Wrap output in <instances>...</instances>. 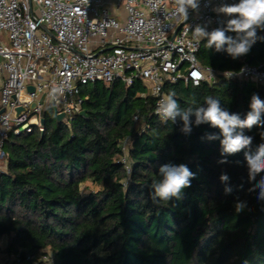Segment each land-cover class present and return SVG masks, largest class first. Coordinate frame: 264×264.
Returning a JSON list of instances; mask_svg holds the SVG:
<instances>
[{
	"label": "trees",
	"instance_id": "1",
	"mask_svg": "<svg viewBox=\"0 0 264 264\" xmlns=\"http://www.w3.org/2000/svg\"><path fill=\"white\" fill-rule=\"evenodd\" d=\"M257 37L247 53L253 64L264 62V30L258 28ZM206 43L198 53L203 67L240 69V57ZM163 90L174 91L184 109L211 96L241 119L253 94L264 100V85L222 77L199 85L166 82ZM82 94L87 116L59 124L48 106L44 131L7 141L0 172L5 264H49L41 261L44 255L51 264H264V202L248 191L244 157L264 143V123L244 129L250 148L221 164L220 139L206 138L220 130L196 126L194 115L189 133L181 131L179 117L177 126L162 121L157 99L141 79L130 88L121 80L96 82ZM168 163L187 165L196 178L179 198L153 199L151 185ZM221 173L230 177L229 195ZM88 181L99 189L84 194L81 185ZM238 201L247 202L245 210L236 211Z\"/></svg>",
	"mask_w": 264,
	"mask_h": 264
},
{
	"label": "built area",
	"instance_id": "2",
	"mask_svg": "<svg viewBox=\"0 0 264 264\" xmlns=\"http://www.w3.org/2000/svg\"><path fill=\"white\" fill-rule=\"evenodd\" d=\"M236 3L200 0L185 20L175 0H0V172L11 136L44 131L48 106L72 121L84 110L89 84L121 80L130 88L141 79L157 106L166 82L199 85L222 77L264 85V62L253 64L248 54L236 71L203 67L198 59L203 39L194 38L195 27L223 28L234 17L213 9ZM53 87L63 94L53 98ZM41 261L52 262L47 255Z\"/></svg>",
	"mask_w": 264,
	"mask_h": 264
},
{
	"label": "clouds",
	"instance_id": "3",
	"mask_svg": "<svg viewBox=\"0 0 264 264\" xmlns=\"http://www.w3.org/2000/svg\"><path fill=\"white\" fill-rule=\"evenodd\" d=\"M175 13L188 19L189 9L198 10L200 0H175ZM213 11L218 14L234 17L226 22L223 28H215L211 32L206 27L197 25L193 30L194 38L199 41L201 39L207 41L208 48H215L217 52L226 51L233 59L242 55H246L252 45L256 43L257 29L264 30V0H239L236 4H225ZM228 32L237 34L236 38L227 35ZM264 40V37H259ZM225 45L227 46L225 48ZM62 87H53L50 95L55 98L57 94H63ZM176 93L170 91L159 102L156 113L162 121H171L175 123L179 117L183 123L181 131L189 133L192 131L193 121L191 116H195L194 124L200 126L202 124H210L213 128H218L219 134H206L208 140L220 139L221 156L225 157L219 163H227V156L234 155L244 149L250 148L252 137L246 136L244 129H251L253 126L261 125V116L264 114V100L258 94H253L250 102V111L244 119L239 114L230 113L221 108L218 99L211 96L204 98V103L195 109L188 107L181 108ZM264 136V134H262ZM222 137V138H221ZM203 139V138H202ZM244 157L248 167V179L252 185L248 191L257 192V200L264 202V143L260 144L255 152L245 151ZM158 181H153L151 187L153 189V199L170 200L172 197L179 198L183 189L191 187V181L196 178L185 164H164L159 167ZM257 176L260 179L257 180ZM219 180L225 184L224 193L229 195L232 188L228 186L230 177L227 173H221ZM247 207L246 201H238L236 211L241 212Z\"/></svg>",
	"mask_w": 264,
	"mask_h": 264
},
{
	"label": "rangeland",
	"instance_id": "4",
	"mask_svg": "<svg viewBox=\"0 0 264 264\" xmlns=\"http://www.w3.org/2000/svg\"><path fill=\"white\" fill-rule=\"evenodd\" d=\"M52 108L55 111V107H52ZM81 189H82L84 194H88L92 191H97L99 189V187L96 184H94L93 182L88 181V182L81 185ZM7 245H8V238L7 237L0 239V254L2 256H3L4 250L6 249Z\"/></svg>",
	"mask_w": 264,
	"mask_h": 264
},
{
	"label": "water",
	"instance_id": "5",
	"mask_svg": "<svg viewBox=\"0 0 264 264\" xmlns=\"http://www.w3.org/2000/svg\"><path fill=\"white\" fill-rule=\"evenodd\" d=\"M179 28H180V26L177 28L176 32L179 30ZM176 32H175V34H176ZM254 44H255V43H254ZM254 44H253V45H254ZM29 89H30L31 91H33V88H32V87H30ZM3 111H4V110H2L1 112H3ZM23 111H24V110H23L22 108L17 109V111H16V115L19 116ZM80 115H81V116H87V111H86L85 109L82 110V112L80 113ZM41 123H42L43 125H45V120L43 119V120L41 121ZM57 123H59V124L67 123V118H66V116H65L64 113H61V114H58V115H57Z\"/></svg>",
	"mask_w": 264,
	"mask_h": 264
},
{
	"label": "crops",
	"instance_id": "6",
	"mask_svg": "<svg viewBox=\"0 0 264 264\" xmlns=\"http://www.w3.org/2000/svg\"><path fill=\"white\" fill-rule=\"evenodd\" d=\"M210 30H213V29H210ZM210 30H208V32H210ZM203 41V40H202ZM263 63V62H262ZM259 64H261V63H259Z\"/></svg>",
	"mask_w": 264,
	"mask_h": 264
}]
</instances>
